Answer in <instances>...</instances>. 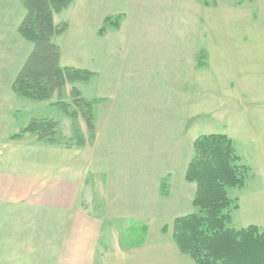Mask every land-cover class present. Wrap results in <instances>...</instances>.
Here are the masks:
<instances>
[{
  "label": "crops",
  "instance_id": "obj_1",
  "mask_svg": "<svg viewBox=\"0 0 264 264\" xmlns=\"http://www.w3.org/2000/svg\"><path fill=\"white\" fill-rule=\"evenodd\" d=\"M21 1L0 0V44L5 46H0V53L16 74L32 48L17 32L25 14ZM144 3L151 6L144 21L139 19L133 28H126L124 17L117 30L108 32L107 40H99L98 30L106 17L125 16ZM157 5L161 9L164 2L73 0L53 14L54 24H66L65 31L52 38L60 50L59 65L93 75L87 82L65 84L60 93L39 104L52 109L47 118L64 128L62 144L48 145L31 134L10 140L3 137L0 149L7 151H0V260L14 264H178L177 256L173 262L175 248L164 238L162 228L159 236L143 235L137 244L120 241L131 223L144 229L147 219L156 214L171 220L189 214L193 188L181 183L177 191L174 175L180 159L179 127L188 121H180V102L186 110L190 92H197L201 99L211 96L196 77L209 67V61L198 65L204 35L198 32L193 44L182 48L181 58L178 48L175 54L167 48L164 51L159 39L173 30L154 27ZM172 21L171 15V26ZM190 50L196 59L191 69L183 67L184 54L188 57ZM184 70L191 75L186 83L180 73ZM73 86L82 97L94 101L91 139L83 120L77 121L85 139L82 147L71 141L70 120L52 106L69 102ZM250 96L236 95L234 112L257 107L259 98ZM217 98L220 102L227 99ZM248 101L253 103L243 107ZM11 108H0V126L14 122ZM182 164L185 169L186 163ZM163 180L167 196L160 193Z\"/></svg>",
  "mask_w": 264,
  "mask_h": 264
},
{
  "label": "rangeland",
  "instance_id": "obj_2",
  "mask_svg": "<svg viewBox=\"0 0 264 264\" xmlns=\"http://www.w3.org/2000/svg\"><path fill=\"white\" fill-rule=\"evenodd\" d=\"M158 1L161 4L164 2V5L167 3V6L163 5L159 9L157 5L154 27L163 32L173 30L168 37L159 39V44L162 45L164 51L167 48L170 54H175L178 48L181 58L182 48L186 49L189 44H193L198 38V32L204 35L201 50L207 53L204 64H208L209 61L207 65L209 67L196 77L202 81L201 87L205 85L208 87L209 96H214L201 99L197 92L195 95L194 92H190L186 110L180 102V121L184 118L188 121L184 126L182 123L179 127L180 159L178 166L174 168V175L178 181L176 190L179 191L178 184L180 186L182 183L193 188L195 192V184L188 183L184 179L187 164L192 157L194 140L204 134H225L232 140L241 162L249 169L243 187L228 189V197L238 205L237 209L231 211L229 227L241 229L255 225L264 229V0ZM135 7H132L125 16L120 14L121 16L111 17V20L119 18V22L117 21L119 25L125 17L126 28H133L134 24H138L139 19L142 21L146 19L151 9V6L145 3L140 6V10L138 6ZM160 15L163 17L162 20L158 19ZM171 15L173 16L172 26ZM150 21L147 23L149 28L153 25L152 20ZM118 28L119 26L115 27L109 22H103L98 30L99 40L106 39L108 32ZM97 43L101 44V41ZM0 46L5 47L1 44ZM187 52L188 57L185 54L183 57L185 63L183 67L191 69L192 60L196 62V59H194L193 50ZM167 54L164 52V57ZM4 62H6L4 55L0 53V108L6 111L12 107L15 120L0 126V143L3 137L9 136L10 140L11 136L17 134L31 118L48 117L53 114L52 109L40 107L41 101L29 100L12 92L11 84L16 76L15 68ZM180 73L184 74L183 83H186L188 79L191 80V75L188 76L187 70L180 71ZM240 92L248 97L253 95L259 98L254 105L257 107L250 110L243 108L242 111L234 112V98ZM217 96L227 99L220 102ZM250 103L253 102H244L243 107ZM58 130L63 143L64 128L60 127V122H58ZM0 151L5 152L7 149L1 148ZM182 163H186L185 169ZM196 212L197 209L190 204L188 213ZM172 223L171 217L156 214L153 219H147L144 229L131 223V229L120 236V241L130 240L137 244L142 240L143 235L148 236L149 239L159 236L162 228L165 229L163 230L164 238L169 239L175 248L173 262L177 256L178 264H193L192 260L175 246L172 240ZM7 233L9 237L12 235L10 228ZM13 236L19 235L13 233ZM2 246L1 242L3 250ZM14 263L9 260H0V264ZM35 264H45V262L38 261ZM114 264H120V262L116 261Z\"/></svg>",
  "mask_w": 264,
  "mask_h": 264
},
{
  "label": "trees",
  "instance_id": "obj_3",
  "mask_svg": "<svg viewBox=\"0 0 264 264\" xmlns=\"http://www.w3.org/2000/svg\"><path fill=\"white\" fill-rule=\"evenodd\" d=\"M73 0H22L25 14L17 32L32 48L12 81V92L34 101H48L60 93L65 84L88 81L92 73L86 70L61 67L60 50L52 38L66 29L56 25L53 14L67 8ZM106 17L104 23L118 26L119 18ZM118 21V22H117ZM206 53L198 55L203 66ZM70 102L58 101L52 106L71 121V141L82 147L85 139L77 125L82 119L88 138L93 137V100L82 97L73 86ZM25 134L48 145L62 144L58 121L53 118H31L11 139ZM248 167L236 153L232 140L225 134L198 136L192 146V157L187 164L184 179L195 184L191 204L196 213L176 217L172 223V240L177 249L187 255L193 264H264V229L255 225L235 229L229 227L231 211L238 205L228 197V189L244 186ZM160 193L168 194L163 180ZM165 229H162V231Z\"/></svg>",
  "mask_w": 264,
  "mask_h": 264
}]
</instances>
